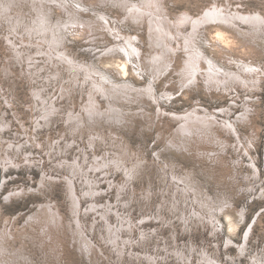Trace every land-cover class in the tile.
<instances>
[{
  "label": "bare ground",
  "instance_id": "6f19581e",
  "mask_svg": "<svg viewBox=\"0 0 264 264\" xmlns=\"http://www.w3.org/2000/svg\"><path fill=\"white\" fill-rule=\"evenodd\" d=\"M167 2L175 0H0V34L10 46L0 69V264H69L64 244L88 264H264V250L251 247L255 224L233 239L247 216L235 208L236 187L260 185L264 168L252 150L239 159L227 153L242 152V126L252 130L250 149L259 136L253 113L261 101L250 91L262 89L264 16L214 1L173 19ZM143 33L148 51L139 45ZM17 80L30 105L12 91ZM196 93L227 103L202 112ZM180 96L193 107L164 109ZM165 119L179 126L168 139ZM146 130L154 144L140 143L136 152L131 137ZM244 168L253 171L247 189L239 184ZM24 170L40 180L7 190ZM58 187L68 214L52 198ZM33 198L40 201L27 215H4V203ZM231 213L229 227L222 217ZM202 228L223 243L215 250L205 238L195 243L190 235Z\"/></svg>",
  "mask_w": 264,
  "mask_h": 264
},
{
  "label": "rangeland",
  "instance_id": "374dc122",
  "mask_svg": "<svg viewBox=\"0 0 264 264\" xmlns=\"http://www.w3.org/2000/svg\"><path fill=\"white\" fill-rule=\"evenodd\" d=\"M214 1H217V3L220 4V6H223V7L226 6V9L229 10V11H232V12L238 10V11L244 12V13H252V14H255V13L259 14L260 13V15L264 16V0H244V1H242V0H234V1L233 0H175V3L167 2V4H169L168 6L170 8L171 17H173V19H174V16L176 14L178 15L182 11H189V12L195 14V15H197L199 13H202V11H204V9H206V7H209L212 3H214ZM240 1H242V2H240ZM232 6H234V8ZM114 12H116L115 16L119 15V19L120 20L124 18L123 17L124 14L119 12L118 9L117 10L115 9ZM1 32L2 31H0V33ZM128 33H129V31H128ZM130 33H135V31L131 30ZM0 35H1L0 36V53H1L0 54V58H1L0 61L2 60L1 64H0V67H1L0 69L2 70L3 63L7 61L6 57L9 55L10 46L5 40H3V38H2L3 34H0ZM140 35H141V37H140L139 45L142 47V49L144 51H148V48H149L148 45H147L148 36L145 33L140 34ZM71 37H72L73 40L74 39L77 40V38H74L73 36H71ZM76 40H74V41H76ZM74 53H76V49H74L71 52V54H74ZM261 59H264V56L261 57ZM182 61L183 60L180 57L179 60H178L177 65H176L177 68L178 67L180 68V66L182 65ZM261 70H262L261 72L264 71V66H261ZM19 72H21V70ZM263 75H264V73L262 74V78H263V82L261 83V86H262L261 88L262 89L261 90L253 89L252 91H250V93H252L253 95L259 96L260 97V101H261L257 105V109L258 110L253 113V123H254L253 126L255 127V125H256L255 128H256V130L258 132V135H259V136L256 137L257 139L253 140V142L254 141L256 142V143L254 142L255 147L250 149L247 146L249 144L250 140H251L250 135H252V130L250 129V126L249 127L242 126L243 131H245V133L244 132L243 133L246 135L245 137H247V138H244V136H243L245 145L243 144V145H241V147H239V149H241L242 152L241 151H237L236 152L235 149H233L234 147L231 148V149H228V151H227L229 159H232V158L239 159V157H243L244 156L245 151L247 149L252 150L254 155L257 156L258 164L262 168H264L263 167L264 166V153H263L264 152V76ZM164 79H166V78H164ZM20 80H22V79H20ZM20 80H17V81L14 82L16 84V86H14L15 89H13L12 91H14V92L16 91V93H17L18 97L20 98L21 102H24V103L30 105V98L29 97H31V96L29 95L28 88L26 87L27 85L25 84L24 81L21 83ZM134 80H135V78H134ZM138 80H135V81L138 84H140V82ZM164 81H166V80H162V82H164ZM162 82H158L156 84V86L159 89H163L164 88V84L165 83L162 84ZM8 83H9L8 81L5 83L6 87H7ZM9 85H10V87H13V83L12 82ZM171 85H172V83H171ZM10 89H12V88H10ZM239 91H240L241 95H243V98H245L248 95V93H249L245 89H240ZM9 93L11 94L12 92L9 91ZM197 93L200 94L201 92L197 91ZM197 93L196 94H192L191 97H192L193 101L195 100V102H199L201 104L199 106V109L202 112H204L205 109H210L211 111H214L215 108H221L227 103V101L224 98H222V99L219 98V99H215L214 101L213 100L209 101L207 97H205L204 95L200 96ZM160 94L162 95V92ZM197 98H201L202 101L197 99ZM192 99H190V98L186 99V98H182L181 97L180 100H178V101H176L177 99L170 100L169 101L170 105L165 106L164 109H168L170 111L171 110H177V109H179L180 111L187 110L189 108H192L193 105H194L193 102H192ZM241 105H242V103H241ZM23 106H24V104H23ZM23 106H20V109L18 110V111L22 112V115H23L22 118L21 117L20 118L23 120V123H26V124L28 123L27 126L31 127V124L29 122L31 120L30 119V115H29L30 113H29L28 110L24 109ZM21 107L23 109H21ZM149 109L154 111V109H152V108H149ZM156 113H157V111H156ZM237 115L238 114H236V116ZM27 119H29V121ZM167 122H168L167 119H165V124H162L161 128H163V130L168 134V136H166V138L168 139L172 134H176V131L179 129V126H177V124L167 123ZM17 128H19L20 131H21V127H19L17 125ZM142 135L143 136H142L141 139H139L138 135H136V134H134L131 137L134 140L130 138L132 140L133 150H135L136 152L139 151L138 149H140V148H138V145L140 146V143L143 144V146H146V147L148 146V143H150L151 141H152V145L154 144V140H153L155 138L154 132L152 133L151 131L146 130L144 133H142ZM222 135L224 136V137L222 136L223 138H228V141L230 143H232V145H234L236 142L237 143L239 142L236 137L235 138H230V137H227V135H225V134H222ZM54 137H58L57 134ZM46 140H47V137L45 138V141ZM151 153H150V155H151ZM191 164H194V162L192 161ZM191 164H190V167L194 166V165H191ZM184 166H189V164H184ZM196 166H199V165H196ZM243 171H244V174H243L244 177H243L242 174L240 175V177H243V178L240 179V183L239 184H241V188L245 187V189H247L249 187V182L246 180L247 179L246 177H247V175L253 173V171L251 169H249V168H244ZM12 172H14V171H12ZM30 172L32 173L31 175L29 174V171H27V170H24L22 172H16V174L13 173L14 174L13 175V179L15 178V180L9 181L8 183H9L10 186H6V189L9 190L10 189L9 187H11V186L15 187V186H13L14 184H17V187H19V186H21L23 184H25V185H28V184L34 185V184H36L37 181L40 180L41 176H39V173L37 171H30ZM4 174L0 173V179L2 181H3L2 177L4 176ZM115 177H114V180L116 181V183H123L122 179L124 178V176H122L120 173H117V174H115ZM102 178H103V176H101V179ZM261 178L263 180L260 179L261 180L260 181V183H261L260 185L257 184V186H255L256 183L254 185H251V187L252 186L255 187L254 189H248L247 191H245V190H239V188L236 187V190H238L240 192H239L238 195L235 196V201H234L235 208L238 209V211H242V209L244 207L246 208L247 216H246V219L241 223V225H239L238 230L235 233V237L233 236V239L236 242H240L242 240V234H245L248 231V228L246 229L247 224L250 222L248 227H250L251 225H254V219H256L257 222H255V226L253 228L254 231H252V236L250 237L251 238L250 239L251 242H253L251 244V247L255 246V248H253V249L256 252L264 250V215H262L261 219L258 222L259 216L264 212V200L261 197L262 189L260 188L261 185L264 184V174H262ZM254 182L255 181H253V183ZM2 183L3 182H1L0 186L2 185ZM103 183H104V181H103ZM12 187H11V189H12ZM61 189H62L61 187H58L57 189H55V191H53L54 193L52 194V198L54 200H56V202L60 205V208H61L62 212L68 214L69 213L68 202H66V200L64 198V195L62 193L63 191ZM106 189L109 190L108 187ZM232 192H233V190H232ZM117 195H118L117 192L116 193H114V192L111 193L110 192V196H117ZM39 201H40L39 198H33V199L29 200L27 204H23L22 202H20V200H14L12 202L10 201L9 203H4L3 204V206H4V215H6L8 217H13V219H14L15 217L20 215V212L22 210L23 211L21 213H23L24 215H27L34 208H36V205H37V203ZM33 203H36L35 207H32ZM29 205H31V206H29ZM35 211H37V209ZM29 215H31V214H29ZM29 215L26 217L25 221H27V219L29 218ZM137 217H139V213L137 214ZM234 218H235V214L234 213H231L229 218H226V220H225L224 217H222V219L224 220L223 222L225 224H227L229 227L232 224L235 223L236 220H234ZM25 221H22V219H21V222H22L21 226L24 225ZM149 227H152V226H149ZM201 231H202L201 233H199L197 231L196 233L194 232L192 235H190V236L193 237L195 243L200 244V246L204 245V243H203V241H204L203 239L204 238L207 239V241H208L207 244H209L210 246L209 245L208 246L211 247L209 249H212V248L214 249V245L217 243L218 240L222 242V240H220L219 238H214L212 233L210 234L209 229L206 230L205 228H202ZM202 233H203V235H202ZM225 233L226 232H224V234ZM180 239L185 240L186 236H183ZM187 240L189 241V239H187ZM64 246H66V248L64 249V251L62 252L61 255H62L63 258H67V262L69 264H88L86 261H81L77 257V254L75 253V251L72 250L69 245L64 244ZM224 251H225V248H224ZM230 253H235V252L233 250H231ZM243 263L246 264V262H244V261H243Z\"/></svg>",
  "mask_w": 264,
  "mask_h": 264
},
{
  "label": "water",
  "instance_id": "95a60500",
  "mask_svg": "<svg viewBox=\"0 0 264 264\" xmlns=\"http://www.w3.org/2000/svg\"><path fill=\"white\" fill-rule=\"evenodd\" d=\"M255 222H256V221H255V219H254V224H255ZM245 234H246V233H245ZM245 234H244V235H245Z\"/></svg>",
  "mask_w": 264,
  "mask_h": 264
}]
</instances>
